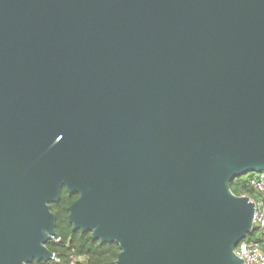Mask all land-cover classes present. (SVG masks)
Returning a JSON list of instances; mask_svg holds the SVG:
<instances>
[{"label": "water", "instance_id": "1", "mask_svg": "<svg viewBox=\"0 0 264 264\" xmlns=\"http://www.w3.org/2000/svg\"><path fill=\"white\" fill-rule=\"evenodd\" d=\"M264 171V0H0V264L53 259L51 203L103 264H244Z\"/></svg>", "mask_w": 264, "mask_h": 264}, {"label": "trees", "instance_id": "2", "mask_svg": "<svg viewBox=\"0 0 264 264\" xmlns=\"http://www.w3.org/2000/svg\"><path fill=\"white\" fill-rule=\"evenodd\" d=\"M247 180L248 178L231 180V191L238 196L251 195L253 189L248 185ZM75 198L76 196H70L62 190L59 202L50 204V210L56 216V234L46 243V246L54 253V258L47 262L33 261L32 264H71L72 256L75 264H103L116 259L119 252V246L116 243L100 244L98 240L90 238L89 232L72 230V225L67 220V207Z\"/></svg>", "mask_w": 264, "mask_h": 264}, {"label": "built area", "instance_id": "3", "mask_svg": "<svg viewBox=\"0 0 264 264\" xmlns=\"http://www.w3.org/2000/svg\"><path fill=\"white\" fill-rule=\"evenodd\" d=\"M247 183L257 194V197L243 195L254 203L255 211L252 228L257 237L253 240L242 239L235 246L234 252L243 260L244 264H264V171L260 172L257 177H249ZM71 258V264H75L74 257Z\"/></svg>", "mask_w": 264, "mask_h": 264}, {"label": "rangeland", "instance_id": "4", "mask_svg": "<svg viewBox=\"0 0 264 264\" xmlns=\"http://www.w3.org/2000/svg\"><path fill=\"white\" fill-rule=\"evenodd\" d=\"M258 175H259L258 172H248V173L243 174V175H241L239 177H236V178H240V179H243L244 180V179H247L249 177H257ZM251 195H253L254 197H257V194H256L255 191H253ZM256 237H257V235H256V232L255 231H252L251 233H249L246 236V238H252V239H255Z\"/></svg>", "mask_w": 264, "mask_h": 264}, {"label": "flooded vegetation", "instance_id": "5", "mask_svg": "<svg viewBox=\"0 0 264 264\" xmlns=\"http://www.w3.org/2000/svg\"><path fill=\"white\" fill-rule=\"evenodd\" d=\"M62 190H65V188L64 187H62V189H61V192H62ZM66 191V190H65ZM70 195V194H69ZM70 196H76L77 197V194H73V195H70ZM76 199V198H75ZM74 201V200H73Z\"/></svg>", "mask_w": 264, "mask_h": 264}]
</instances>
